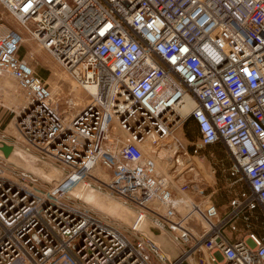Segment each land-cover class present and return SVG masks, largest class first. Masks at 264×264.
<instances>
[{
	"label": "built area",
	"instance_id": "obj_1",
	"mask_svg": "<svg viewBox=\"0 0 264 264\" xmlns=\"http://www.w3.org/2000/svg\"><path fill=\"white\" fill-rule=\"evenodd\" d=\"M0 3L89 93L76 114L60 109L33 55L20 54L24 31L0 24V77H13L27 99L16 118L24 149L62 172L41 189L0 149V264H264V0ZM183 128L191 147L177 135ZM4 143L19 144L0 132ZM218 144L231 184L244 185L225 210L195 160ZM163 149L169 174L155 161ZM79 184L106 186L131 205L134 239L75 202ZM146 219L180 249L176 259L143 232Z\"/></svg>",
	"mask_w": 264,
	"mask_h": 264
},
{
	"label": "rangeland",
	"instance_id": "obj_2",
	"mask_svg": "<svg viewBox=\"0 0 264 264\" xmlns=\"http://www.w3.org/2000/svg\"><path fill=\"white\" fill-rule=\"evenodd\" d=\"M0 24H4L5 27H14L24 31L25 41L22 44L20 54L29 60L31 59V54L33 55L34 58L30 61L35 67L36 72L43 78H47L51 88L57 93L56 97L59 98L58 105L60 109H67L71 116L82 109L85 105V100L89 97V93L86 90L77 87L76 82L64 67L56 61L51 53L41 48L40 45L30 37L25 31L23 24L20 23V21H18V19L1 3ZM0 86V92L2 94L0 105L3 109L9 111L8 122H6L9 126L6 131H3L0 128V132L6 133L8 140L12 143L19 142L15 148V153L8 158L10 165L9 169H28L35 172L40 177L39 187L41 189H48L57 179H62L60 163L52 159L39 160L40 156L38 150L32 149L31 151H27L24 149L23 138L18 131L16 118L21 113L22 107L26 103V96L13 77H0ZM69 92H71V95L77 98L79 102L77 106L72 108L67 106L64 98ZM193 126L194 122L191 121L187 127L190 136H192ZM177 135L188 147L192 146L191 139L184 128L179 131ZM200 155H205L203 160L197 159V162L201 167V175L204 178L202 182L207 185L209 190L216 189L214 198L220 197V199L229 200L234 193L238 192L241 187H244L240 182L230 184L231 179H228L226 173V168L229 165L228 158L224 152L220 151L218 145L205 147ZM101 169L106 171L104 168ZM212 169L214 172H212ZM109 176L110 175L107 173L103 179L107 181L110 179ZM87 180L94 183L92 179ZM93 188L94 189L90 187L85 188L82 184H79L73 189L75 193L72 192L71 197L75 202L85 205L103 218L116 223L128 233L131 239H134L131 236L134 235L131 226L136 218L134 208L131 205L126 204L119 196L114 195V193H112L106 186H103L102 189H98L97 186L93 184ZM76 195L79 198H76ZM141 229L145 234L158 241L163 250H165L172 259H176L181 254L180 249L169 238H167L166 235L160 237L157 236L159 233H155V230H159L149 219H146L143 222ZM199 254L201 256L206 255L204 251L199 252Z\"/></svg>",
	"mask_w": 264,
	"mask_h": 264
},
{
	"label": "crops",
	"instance_id": "obj_3",
	"mask_svg": "<svg viewBox=\"0 0 264 264\" xmlns=\"http://www.w3.org/2000/svg\"><path fill=\"white\" fill-rule=\"evenodd\" d=\"M44 78H45V77H44ZM45 79H46L47 82H48V79H47V78H45ZM8 118H9V111H8V110L6 111V110L3 109L2 106L0 105V128H1L3 131H6L7 128H8V126H9V124L6 123V122H8V121H7ZM191 137H193V139H195V140L198 139V129H197L196 125L193 126V131H192V136H191ZM9 143H11L10 140H9ZM212 146H214V145H212ZM218 147H219L220 151L224 152V153L227 155V153L225 152V150L222 148L221 145L218 144ZM204 156H205V155H204ZM227 158H228V162H230V160H229V156H228V155H227ZM197 159H199V158L196 157L195 160L197 161ZM199 160H200V159H199ZM197 164H198L199 168H201L198 162H197ZM230 184H231V183H230ZM214 191L216 192V189H214ZM213 200H214V202L217 204V206H218L221 210H225V208L227 207V202L229 201V200H227V199H220V197H218V198L215 197V198H214V196H213Z\"/></svg>",
	"mask_w": 264,
	"mask_h": 264
},
{
	"label": "bare ground",
	"instance_id": "obj_4",
	"mask_svg": "<svg viewBox=\"0 0 264 264\" xmlns=\"http://www.w3.org/2000/svg\"><path fill=\"white\" fill-rule=\"evenodd\" d=\"M90 89V91H94V88L93 87H90L89 88ZM193 106V101L192 100H188L187 101V104L183 107V113H187L190 109H191V107ZM10 145V144H9ZM2 146V145H1ZM13 146V145H12ZM15 147L13 146V151H12V153L10 154V155H12V154H14L15 153ZM166 149H163L162 151H161V153H160V157H155V161H156V163H157V169L161 172V173H164V174H167L168 173V165H167V163L165 162V161H163L162 160V158L161 157H163V156H165L166 155ZM9 157H11V156H9ZM8 157V158H9ZM178 170L181 172L182 170H181V168L180 167H178ZM93 174H95V175H97V176H99V177H101L102 179L103 178H105L104 176H106L107 175V173L105 172V171H103L100 167H96L94 170H93ZM169 174V173H168ZM72 192L73 193H75V191L74 190H72ZM188 261V263L189 264H192L189 260H187Z\"/></svg>",
	"mask_w": 264,
	"mask_h": 264
},
{
	"label": "water",
	"instance_id": "obj_5",
	"mask_svg": "<svg viewBox=\"0 0 264 264\" xmlns=\"http://www.w3.org/2000/svg\"><path fill=\"white\" fill-rule=\"evenodd\" d=\"M0 149L4 152V154L9 157L10 154L13 151V146L9 145L7 143H4L2 146H0ZM155 233H159V231L155 230ZM158 235V234H157ZM179 264H189L187 260L181 261Z\"/></svg>",
	"mask_w": 264,
	"mask_h": 264
},
{
	"label": "trees",
	"instance_id": "obj_6",
	"mask_svg": "<svg viewBox=\"0 0 264 264\" xmlns=\"http://www.w3.org/2000/svg\"><path fill=\"white\" fill-rule=\"evenodd\" d=\"M257 232H258L259 235H262L263 234V230H260L259 229Z\"/></svg>",
	"mask_w": 264,
	"mask_h": 264
}]
</instances>
